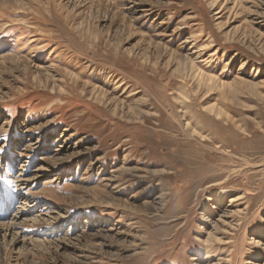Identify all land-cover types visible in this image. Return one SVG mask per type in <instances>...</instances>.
Masks as SVG:
<instances>
[{"label":"rangeland","instance_id":"rangeland-1","mask_svg":"<svg viewBox=\"0 0 264 264\" xmlns=\"http://www.w3.org/2000/svg\"><path fill=\"white\" fill-rule=\"evenodd\" d=\"M14 221L0 264H264V0H0Z\"/></svg>","mask_w":264,"mask_h":264},{"label":"bare ground","instance_id":"bare-ground-1","mask_svg":"<svg viewBox=\"0 0 264 264\" xmlns=\"http://www.w3.org/2000/svg\"><path fill=\"white\" fill-rule=\"evenodd\" d=\"M100 95H101L100 98H99L100 100H105V101H110V102H111V101H114V100H109L108 98H106V94H105L104 92H101ZM105 101H104V102H105ZM116 106H117V104H116ZM118 107H119V106H118ZM129 108H130V107H129ZM131 109H132V108H131ZM115 110H116V109H115ZM133 110H134V109H133ZM134 111H135V110H134ZM134 113H135V112H134ZM134 115H136V114H134ZM232 201H234V200H232ZM15 223H17V222H15V221H14V222H11V223L8 225V227L2 226V224H0V233H1V232H3L4 234H5V233H9L8 231H9V230L12 231L13 226L15 225ZM6 226H7V225H6ZM7 229H9V230L6 232ZM12 233H13V232H12ZM9 235L12 236V235H14V233H13V234H9ZM7 236H8V235H7ZM5 237H6V236H5Z\"/></svg>","mask_w":264,"mask_h":264}]
</instances>
